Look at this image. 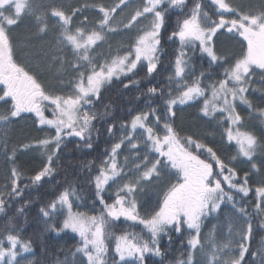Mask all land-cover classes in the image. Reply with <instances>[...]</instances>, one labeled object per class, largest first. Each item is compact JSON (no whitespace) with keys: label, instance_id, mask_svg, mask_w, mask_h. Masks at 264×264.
<instances>
[{"label":"snow or ice","instance_id":"snow-or-ice-1","mask_svg":"<svg viewBox=\"0 0 264 264\" xmlns=\"http://www.w3.org/2000/svg\"><path fill=\"white\" fill-rule=\"evenodd\" d=\"M130 2L118 0L111 7L101 5V16L97 22L89 25L87 17H84L78 25H73V17L79 9L65 12L59 7L49 6L41 11L33 0H0V85L4 86L0 89V102L11 105L6 112L0 113V128L22 113H34L40 126L54 129L53 136L35 142V146L44 150L47 162L28 179L31 184H38L46 176H51L55 171L53 161L65 138L78 137L88 148L92 147V122L96 120L97 114L90 109L93 102L99 100L106 84L133 73L142 62L147 76L158 74L165 15L170 9L179 10L183 18L177 21L176 29L168 37L169 40L178 41L180 46L172 75L168 77V84L175 87V94L171 87H149L147 95L150 98L163 99L159 114L157 108L149 103L147 110L138 111L117 129L120 133L117 142L112 144L107 159L94 179L95 195L102 205V211L98 215L73 211V200L79 197L76 196L75 188L69 186L42 207L40 212L45 218L57 214L64 217L59 227L53 224L49 230L58 234L65 231L78 234L80 244L71 255H81L83 264H145L147 254L163 255L159 247L162 234L168 231L180 233L182 230L190 233L187 243L191 252L186 260H180L177 264H245L252 234L250 222L241 240L236 243L235 255L231 253V240L221 243L214 233H210L206 242L202 243L201 224L204 218L218 211L226 200L235 207L233 191L243 196L254 191L259 198L254 210L264 213V179L253 190L249 187L247 173L239 177L236 169L230 163H225L211 147L192 136H179L171 119L175 117L174 109L178 105L201 101L200 112L203 117L213 118L219 114L228 122L224 135L229 143L234 141L238 146V156L252 161L258 150L264 153V144L252 132L240 130L243 117L236 111L237 101L252 108L246 93L251 84L256 82L254 77L258 76L259 82L264 83V10L244 11L234 7L228 0H210L217 16V19H213L202 11L200 2L194 3L185 14L187 0H143L127 22H121L124 29H131L138 22L147 21L138 29L134 42L122 53L110 54L103 63L94 60L90 53L105 41L107 34L117 31V9L122 11ZM24 16L33 18L41 38L49 32L45 17L56 18L55 48L48 54L72 70L73 78L68 82L70 94L48 93L35 76L15 61L11 33L21 24ZM222 29L242 37L243 42H246L242 45L244 50L239 57L229 59L217 53L213 37ZM197 46L208 58L210 66L228 65L223 67L222 79L205 84V73L197 75L192 71L189 52H194ZM65 48L71 53V60L65 58ZM188 76L191 77L190 82ZM131 84H139V81L130 79L123 86L127 88ZM49 106L51 118L45 115ZM260 115L264 117V109H260ZM156 126H160L161 131H157ZM115 127H108L110 135H116L113 131ZM33 146L23 145L25 149ZM124 146L134 153L131 162L129 157H125L122 163L118 159ZM0 147L4 148V156L14 164L15 149L9 151L2 142ZM205 153L212 162L201 158ZM251 167L259 171L255 163ZM169 169L175 170V182H169L162 189L156 207L146 217H141L135 194L143 187L142 182L159 181L161 174L167 173ZM23 178V173L17 167L10 168L8 182L0 186V213L5 212L9 199L23 195L27 187L21 185ZM113 184L116 190L111 197L112 202L108 203L103 193L106 187ZM23 211V208L18 209L20 213ZM237 211L242 216L248 215L243 207ZM121 218L143 225L149 239L128 232L116 235L111 225ZM231 232L229 227V234ZM16 233L17 230L11 228L0 233V264H24L27 259L24 254H33L32 242L21 239ZM109 242H114L111 260L108 256ZM197 251L202 257L200 261L194 259ZM253 255L259 256L260 264H264V245ZM27 264L32 262L27 261ZM57 264H69V261L58 260Z\"/></svg>","mask_w":264,"mask_h":264},{"label":"trees","instance_id":"trees-1","mask_svg":"<svg viewBox=\"0 0 264 264\" xmlns=\"http://www.w3.org/2000/svg\"><path fill=\"white\" fill-rule=\"evenodd\" d=\"M196 2L201 3L202 10L211 11L209 0H187V7L184 10L185 14L191 10ZM182 18L180 11L175 9H170L165 15V25L161 30L160 68L158 69V74L153 73L152 76H147L144 65L141 63L133 73L128 74V76H121L119 80H113L101 90L99 100H95L90 109L97 114L96 120L92 122L91 148H88L85 142L78 137L65 138L60 151L53 161L55 171L38 184H31L28 179L45 166L38 157L25 151H20V153L15 155L14 164L8 159L3 164V168L0 171V186L8 182L9 170L15 166L23 173L22 187L23 185H27V187L24 188L21 197L7 201L5 212L0 213V233H4L11 228L17 230L16 234H19L21 239L30 240L34 250L32 264H57L58 260L64 261L65 259L69 261V264H83V260L78 254L74 257L71 255L80 244L78 238L49 230L50 225L60 226L63 221L62 216L57 214L45 218L42 216L40 209L55 199L65 188L72 186L76 190V196L79 197L77 201L84 204L92 215H98L102 211V205L95 195L94 179L98 175V170L102 166L103 161L107 159L112 144L117 142V138L120 135L117 129L122 123L128 122L138 111L147 110L149 103L152 107L157 108L159 114L163 99L150 98L147 95L149 87H171L172 91L175 89L174 86L168 84V77L172 75L174 61L180 46L178 41L169 40L168 37L176 29L177 21ZM189 56L191 57L192 71L197 75L200 72L205 73V84L208 82L213 83L223 78L222 68L218 64L210 66L208 58L199 51L198 46L194 52H189ZM130 79L138 80L139 84H131L125 88L123 84L129 83ZM260 92L258 89H254L250 100L252 108H249L250 111H247V113L241 111L242 117L250 121L253 131H255V122L248 119L249 116L247 117V115L248 113H257L260 112V109H264V96ZM10 107V104H5V109L2 108L3 112L1 113L7 111ZM197 119L199 117L189 118L188 115L185 120V130H178L176 117H172L171 123L179 136H192L194 139L211 147L225 163H230V166L236 169L239 177L247 173L249 187L253 190L260 186V178L264 177V160L261 165L258 162L259 171L257 173L254 172L255 170L252 169L251 165H249L250 167L244 166L245 164L235 167L232 158L235 157L236 151L221 138L223 136L222 130L216 124L207 121L201 125L202 121ZM190 121H193V123L198 121L197 123L200 122V124L192 129L191 127L194 125H188ZM110 125L116 126L113 129L116 135L109 134L108 127ZM12 135L15 138L17 137V139H24V136H27L22 131L18 132L15 129ZM257 136L261 143L264 144V135L261 133ZM201 158L212 162L206 153ZM171 173L174 176L172 181L174 183V171H171ZM166 186L167 184L165 183L164 187ZM232 195L235 197V210L231 207L232 215L234 216L231 223L237 225L242 234L247 227V223L250 222L252 224V234L248 241V253L245 256V264H260V257L253 255L264 245V214L254 210L259 198L255 196L254 191L250 192L248 196H243V194L235 191L232 192ZM104 199L108 203L112 202V199L105 195ZM158 199L159 197L156 196L146 201L139 209L140 216L146 217L156 207ZM240 207L247 210V216L239 214L237 209ZM20 208L24 209L23 213L18 212ZM215 222L216 220L212 218L207 223L205 222L206 224L203 223L200 235L207 231ZM111 228L116 235L128 232L134 233L143 239H149L147 229L138 222L121 219L114 221ZM189 237L190 233L185 230L180 233L168 231L162 234L159 237V247L163 255L147 254L145 256V264H177L180 260H186L191 252V248L187 243ZM113 249L114 242H109L108 256L110 260L114 255ZM194 259L197 261L196 254Z\"/></svg>","mask_w":264,"mask_h":264},{"label":"rangeland","instance_id":"rangeland-1","mask_svg":"<svg viewBox=\"0 0 264 264\" xmlns=\"http://www.w3.org/2000/svg\"><path fill=\"white\" fill-rule=\"evenodd\" d=\"M142 2L143 0H131L128 6L124 7L122 11L120 8L117 9L115 14L117 31L107 34L105 41L98 44L95 50L90 53L94 60H98L99 62L103 63L110 54L114 55L117 52L122 53L132 44V42H134L138 34V29L142 28L144 24L147 23V21H144L143 23L138 22L131 29H124L121 22H127L133 10ZM228 2L231 3L234 7H238L244 11L264 10V0H228ZM33 3L39 5L41 11H45L49 6L59 7L65 12H71L73 9H79L76 16L73 17V25H78L84 17H87L89 25H92L100 19L101 13H99V7L101 5L105 7H111L117 4L118 0H33ZM210 7L211 11L207 9H204L202 11L207 12L208 15L213 19H217V16L215 15V8L211 3ZM45 19L49 24V32L46 36H43L41 38L37 34V25L34 22L33 18L31 16L22 17L21 24L18 27H15L11 33L13 40L14 59L18 64L24 67L26 71L35 76L37 81L41 83V85L48 93L57 95L70 94L71 86L68 82L73 78L72 70L67 66V64L62 66L60 63L56 62L48 54L55 48L58 24L55 17H45ZM213 44L215 45L218 54H222L229 59H234L239 57L241 52L244 50L242 45L246 44V42H243L242 37L236 36L233 33H227L222 29L219 33H217L216 37H213ZM64 56L67 60L72 59L71 53L68 52L66 48L64 49ZM227 66V64H224L223 67ZM223 67H221L222 70ZM187 78L190 82L191 77L188 76ZM254 80L256 82L251 84L248 93H246V97L247 99L249 98V101L251 100L254 89H258L259 91H261L260 93H262V95L264 96V83L259 82L260 78L258 76L254 77ZM207 84L210 83L208 82ZM2 87L4 86L0 85V89H2ZM173 94H175V89L173 90ZM4 107L5 104L3 102H0V113L3 112L2 108L5 109ZM200 107L201 101H196L186 105H178L174 109V111L176 112L175 117L178 130H185V120L188 115L189 118H193L195 116L199 117V119L197 120L202 121L201 125H203L205 121L214 123L222 130L223 136L221 138L225 140L229 145H231L236 151V159L233 160L234 166L236 167L244 164V166H249L255 163L258 168L259 164L261 165V162L264 160V156H262L264 155V153L258 150L252 161H247L246 158L238 156V146L234 141L229 143L226 139V136L224 135V129L229 126L228 122L225 121L224 117L220 116L219 114H217V116L213 118L203 117L200 112ZM51 111L52 110L50 106L45 110V115L49 118H51ZM236 111L239 112V114L242 116L241 111L247 113V111H250V109L247 105L242 104L240 101H237ZM248 116V119H251L255 122V131L252 130L253 128L251 127L250 121H248L247 119L245 120L244 117L242 121L243 126L240 127V130L252 132L261 143L257 135H260L261 133L264 135V117H261L260 112L248 113L247 117ZM151 120L152 118L150 117L149 122H151ZM198 121H196L195 123H193V121L187 123L188 125L193 124L194 126L191 128L194 129L200 124V122L197 123ZM162 123L163 121L161 122V124ZM156 128L157 131H161L160 126H156ZM14 129L18 132L22 131L23 133L27 134V136H24V139H17V137L15 138V136L12 135ZM161 134L163 133L161 132ZM53 135L54 129L47 126H40L38 124V118L34 113H22L20 117L14 118L9 124L0 128V142L4 143L5 147L9 151L12 149H15V153L25 151L41 159L44 164H46L47 162L44 150L40 147L35 146V142L41 139L49 138ZM25 144L34 146L25 149L23 147V145ZM143 148L144 145L141 141V149ZM141 154L144 153L142 152ZM125 157H129L130 162L134 157V153L127 146L121 148L118 159L122 163ZM149 159L151 160L152 157L149 156ZM6 160L7 158L4 156V148L0 147V171L3 168V164ZM171 171L175 170L169 169L167 173H162L161 179L159 181L154 180L152 182H142L143 187L141 189H138L137 193L135 194V199L137 201L139 209L150 198L156 196L160 197L162 189L165 188V183L168 185V183L170 182V178L171 182L174 179ZM254 172L257 173V171ZM260 179L262 180L264 179V177ZM115 190L116 185L113 184L111 187H106L103 195L111 199ZM231 207L235 210L233 203H230L226 200L221 205L218 211L203 219L202 224L205 222L207 223L208 220L212 218L215 219L216 222L211 227H209L207 231L201 233L200 239L201 242L204 243L206 242L209 234L214 233L216 239L221 243H226L231 240V253L232 255H235L236 243L241 240L242 233L237 225L231 223V220L234 219ZM262 207H264V203H262ZM73 211L92 215V213L86 208V206H84V204L82 203H79L77 199L73 200ZM63 219L64 217L62 216V220ZM229 227H231L232 229L231 234H229ZM60 233L77 237L80 241L78 234L71 233L70 231ZM24 255L27 258L24 264H27V261H31L33 263L32 254ZM79 257L84 261V258L81 255H79ZM196 259L197 261H200L202 259L201 254L198 251L196 252Z\"/></svg>","mask_w":264,"mask_h":264}]
</instances>
